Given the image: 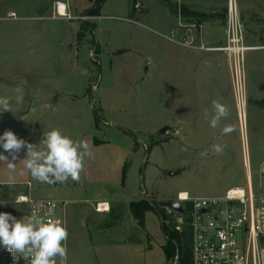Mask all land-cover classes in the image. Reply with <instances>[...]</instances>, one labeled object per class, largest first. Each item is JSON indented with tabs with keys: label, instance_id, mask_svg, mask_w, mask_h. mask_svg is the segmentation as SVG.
<instances>
[{
	"label": "rangeland",
	"instance_id": "374dc122",
	"mask_svg": "<svg viewBox=\"0 0 264 264\" xmlns=\"http://www.w3.org/2000/svg\"><path fill=\"white\" fill-rule=\"evenodd\" d=\"M19 1L0 0V18L7 10L16 13L13 7ZM236 2L245 44L257 48L246 53L242 129L226 60L222 52L210 50L226 40L229 0H107L100 16L85 13L92 0H68L74 7L72 15L88 17L69 21L68 72L66 59H51L55 50L47 51L38 43V52L43 53L38 54L37 65L44 67L39 70V88L48 93L54 79L63 74L59 77L69 88L70 100H58L55 112L47 116L51 122L38 123L37 136L28 132L22 137L19 130L14 134L38 147L43 133L53 128L74 141H89L95 158L86 160L81 174H86L87 181L91 177L92 184H84L82 176L80 182L69 179L65 184L34 180L19 162L26 149L14 161L15 173L0 162V184L7 185V199L22 192L29 181L36 197L63 203L69 233L67 264H163L165 238L155 209L146 213L142 242L123 241L133 233L129 201L145 198L162 208L164 202L173 204L181 191L200 197L223 195L232 187L247 189L244 147L250 157L253 192L264 194V0ZM36 4L27 0L26 12L36 13ZM41 22L50 27L56 24ZM184 40L193 47L177 43ZM49 67L56 77L40 75ZM213 100L230 111L215 129L209 126ZM43 117L38 114V119ZM228 123L237 130L222 136ZM12 126L0 122L4 129L0 135L14 132ZM36 127L35 121L28 124L29 131ZM95 137L109 145L95 144ZM213 144L227 146L216 154ZM126 149L125 172L129 173L122 185L123 168L117 161L123 166ZM0 153L11 159L2 147ZM98 203H106L109 209L98 211ZM165 211L179 222L172 208Z\"/></svg>",
	"mask_w": 264,
	"mask_h": 264
},
{
	"label": "built area",
	"instance_id": "2783aa9c",
	"mask_svg": "<svg viewBox=\"0 0 264 264\" xmlns=\"http://www.w3.org/2000/svg\"><path fill=\"white\" fill-rule=\"evenodd\" d=\"M55 7L54 17L69 20L88 19L87 16L72 15L65 3L58 1ZM62 8L64 11H61ZM11 17L17 18L16 14H12ZM177 43L184 47H193L191 41ZM250 49L245 44L237 2L229 0L226 40L222 45L210 50L226 55L241 129L242 114L246 113V53ZM243 162L249 170L250 157L245 147ZM5 186L7 185L0 184V212H8L17 219L47 214L49 218L59 219L67 226L61 212L63 203L51 198L36 197L30 190L31 182L26 183L25 191L15 194L10 199L5 198ZM17 197L26 199L17 204ZM176 201L181 204L183 212L188 207L192 264H264V194H254L252 181L248 175L247 189L232 187L223 195L209 197H195L181 191L178 192ZM100 206L101 203H98L96 208L98 211ZM178 221L182 223L183 220L179 218ZM0 264H30V259H24L19 254L14 259L9 251L0 246ZM172 264H179L178 257L174 258Z\"/></svg>",
	"mask_w": 264,
	"mask_h": 264
},
{
	"label": "crops",
	"instance_id": "0c3cea01",
	"mask_svg": "<svg viewBox=\"0 0 264 264\" xmlns=\"http://www.w3.org/2000/svg\"><path fill=\"white\" fill-rule=\"evenodd\" d=\"M58 1L67 4L68 12L71 13L72 9H74L73 5L68 3V0H44L46 4L43 2V0H36L38 4H36L34 8L37 11H35L36 13L33 14L26 12L28 7L27 5H24V3H26L27 0H20L19 3H17V7H13L18 13L7 10V13H4L2 15L3 17L0 18V97L8 98L11 107V111H4L0 113V122L10 123V124L12 123L13 126L11 128L12 129L14 128V133L15 132L17 133L19 130L20 132L19 134L22 137L25 136V134L28 132H32L33 135H36L38 131V123H41L42 121L51 122L48 120L47 116L49 115V113L54 111V108L57 105L58 100L63 98L64 100H66V102L70 100L69 99L70 94L68 92L69 88L67 86H64L63 78L60 79L59 77V76H63V74H59V76L54 79V82L53 80L49 79V82H53V85H51V87L49 88L48 93L43 92L42 89L39 88V83H38L39 70H42L44 68L41 67L42 65H37V59H38L37 56L39 53L40 55L43 53V51L38 52L39 42L41 47L43 46V49L55 50L51 56V59L52 58L54 59L55 56L56 58L60 57L62 61L66 59V71L68 72L69 70L68 65H69L70 50H71L70 26H69L70 20L62 17L53 16L56 13L55 3ZM37 7L39 8L36 9ZM12 14H16L17 18H12L11 17ZM41 21H47V22L56 21V24L50 27L49 25L45 24L46 22L43 23ZM76 28L77 27H74V29ZM58 34L61 37L57 36ZM65 36H66V43H65ZM75 39L76 36L75 38H73V40ZM95 43L97 42L95 41ZM24 45L26 46L25 49H23ZM59 48L61 49L62 52L59 51ZM223 56L226 60V65L228 67L226 55L223 54ZM53 66H55V64H53ZM228 72H229V68H228ZM42 74L49 76V78L56 77V72L53 70V68L50 67H49V71L46 70L44 72H40V75ZM64 91H67L66 95L64 94L65 93ZM17 97L23 98L21 103L16 102ZM40 113L41 115H44V117L38 119V114ZM34 121L37 126L35 128L36 130L30 129L29 131L28 124H31V122L33 123ZM2 127L0 128V132L4 130ZM101 144L102 146L105 147L109 145L108 143H101ZM128 150L129 149L125 150V158H124L123 166L125 165L129 157ZM118 164L123 168V166L121 165V163H119V161H117V165ZM127 172L129 173V171ZM128 173L126 174L127 179H128ZM84 175L85 177L81 174L83 178V183L92 184L91 177H89L87 181L86 174L84 173ZM25 190L26 188L25 189L21 188V191H25ZM210 196H220V195H210ZM200 197H209V196H200ZM140 199L141 198L130 200L129 203L131 201H136ZM173 212L175 211L173 210ZM176 213L177 215L181 214L178 212ZM132 222H133L132 223L133 233L126 234L127 236L123 238L124 239L123 241L129 242L130 244L141 243L142 235H143L142 233L145 232V226L144 228L139 227L134 219ZM111 240L120 241L121 238H117V239L113 238ZM164 244H162V246ZM164 263L165 261L163 262V264Z\"/></svg>",
	"mask_w": 264,
	"mask_h": 264
},
{
	"label": "clouds",
	"instance_id": "9594fccd",
	"mask_svg": "<svg viewBox=\"0 0 264 264\" xmlns=\"http://www.w3.org/2000/svg\"><path fill=\"white\" fill-rule=\"evenodd\" d=\"M22 100V97L16 98L17 103ZM211 110L209 126L213 129L230 116L228 107L218 100L212 101ZM4 111H11L10 101L6 97H0V113ZM205 116H208L207 110ZM236 130L235 124L228 123L222 128L221 135H231ZM226 146L213 144L212 150L221 154ZM0 147L11 156L9 159L0 153V162L6 163L10 173L17 171V163L14 161L26 149L25 158L19 162L34 180L49 185L65 184L69 179L80 182L86 160L95 158L89 141H74L58 128L44 132L39 147L7 130L0 135ZM25 199L17 197L16 203L19 204ZM68 235L66 224L59 219L49 218L47 214L17 219L8 212H0V246L9 251L14 259L19 254L24 259H30V264H57V258L59 264H67Z\"/></svg>",
	"mask_w": 264,
	"mask_h": 264
},
{
	"label": "trees",
	"instance_id": "16d2710c",
	"mask_svg": "<svg viewBox=\"0 0 264 264\" xmlns=\"http://www.w3.org/2000/svg\"><path fill=\"white\" fill-rule=\"evenodd\" d=\"M107 0H92L93 6L85 13L92 16H100V9ZM104 141L94 138L95 144H101ZM125 165L122 169L121 184H124L126 170ZM166 207L172 208V204L164 202L162 208L157 207L156 210L162 222V230L165 236V244L162 246L163 253L165 255L164 264H172L175 257H178L179 264H192L191 256V233L188 224V207L181 214H178L179 218H182V223L176 221L173 218L172 213H167ZM155 209L154 203L143 198L136 201H131L128 205V210L133 219L137 222V225L141 228L145 226V215L151 210ZM118 218L116 215L113 216ZM179 227V229H177Z\"/></svg>",
	"mask_w": 264,
	"mask_h": 264
},
{
	"label": "bare ground",
	"instance_id": "6f19581e",
	"mask_svg": "<svg viewBox=\"0 0 264 264\" xmlns=\"http://www.w3.org/2000/svg\"><path fill=\"white\" fill-rule=\"evenodd\" d=\"M61 11H64V9L62 8ZM251 49H254V48H251ZM245 117H246V113L244 115V113L242 114V125H244V122H245ZM246 148V147H245ZM248 169V168H247ZM248 176L250 177V180H251V176L249 174V170H248ZM109 208H108V205L105 203V204H101L100 206V210L101 212L103 211H107Z\"/></svg>",
	"mask_w": 264,
	"mask_h": 264
},
{
	"label": "water",
	"instance_id": "95a60500",
	"mask_svg": "<svg viewBox=\"0 0 264 264\" xmlns=\"http://www.w3.org/2000/svg\"><path fill=\"white\" fill-rule=\"evenodd\" d=\"M164 130H161V132H163ZM172 209L175 211V212H178V213H183V208L181 206V204L179 202H174L172 204Z\"/></svg>",
	"mask_w": 264,
	"mask_h": 264
}]
</instances>
